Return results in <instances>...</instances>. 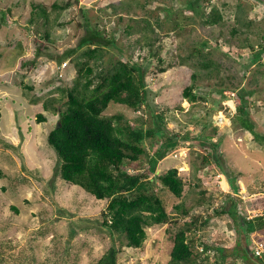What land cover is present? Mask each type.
I'll use <instances>...</instances> for the list:
<instances>
[{"label":"rangeland","instance_id":"1","mask_svg":"<svg viewBox=\"0 0 264 264\" xmlns=\"http://www.w3.org/2000/svg\"><path fill=\"white\" fill-rule=\"evenodd\" d=\"M187 3L0 0L6 21L0 25V264H95L113 245L122 248L118 264H169L171 237L178 228L173 222L181 209L213 214V207L203 205L209 196L215 207L235 208V198L263 205L264 145L231 116L237 94L244 95L255 129L264 133V54L259 65L251 61L247 49L248 44L256 50L264 47V0L200 2L203 16L189 10ZM37 4L46 8L48 19ZM53 4L58 7L52 8ZM213 6L223 15L221 23L204 24ZM95 23L112 42L98 58L89 60L92 75L126 59L142 67L148 91L140 109L110 102L103 111L105 116H122V124L128 121L154 133L142 141L147 155L126 162V171H147L149 157L167 142L155 174L175 167L184 182L177 198L154 180V190L170 218L147 227L146 239L137 248L125 247L124 240L112 238L102 225L107 199H96L61 179L57 155L46 139L58 114L42 103L50 100L61 106L66 100L63 89L74 85V62L85 59L81 53L86 45L79 47V39ZM234 27L236 33L231 32ZM240 45L244 49H238ZM205 60L212 65L204 67ZM193 81L198 99L189 102L182 91ZM227 85L232 88L226 89ZM38 113L45 121H37ZM203 143L216 148V160L202 163L207 156ZM228 176L236 180L237 190L230 187ZM236 231L233 219L224 214L212 215L201 233L210 243L230 248L244 239ZM253 240L264 245V231L253 235ZM213 260L207 264H214ZM230 262L228 255L224 264ZM236 264L244 263L237 259Z\"/></svg>","mask_w":264,"mask_h":264},{"label":"trees","instance_id":"2","mask_svg":"<svg viewBox=\"0 0 264 264\" xmlns=\"http://www.w3.org/2000/svg\"><path fill=\"white\" fill-rule=\"evenodd\" d=\"M210 0H188L187 8L194 14L204 15L200 2L208 3ZM58 7L53 4L52 8ZM41 14L48 19V13L44 6L38 4ZM200 8V9H199ZM34 13L35 9L33 10ZM223 15L215 7H211L205 14L204 24H220ZM5 12H0V25L5 23ZM148 25V23H147ZM178 27L180 25L176 24ZM131 25L126 30L131 29ZM236 33V28L231 29ZM47 37V32H45ZM112 38L102 35L98 24L87 26L86 32L79 39V47L86 45L81 56L82 60H76V77L74 85L63 89L66 100L61 106H55L50 100L42 103L44 109L52 106V112L58 114L55 126L47 134V143L55 151L58 158V174L64 181L78 185L96 199H107V205L102 213V225L112 238L124 240L125 247H140L146 239V228L153 225H162L169 220L163 200L154 190V180L157 179L162 187L171 192L175 197L182 196L183 179L179 176L177 168H168L163 173L155 174L156 164L167 151V142L161 143L154 154L149 157L147 171L128 173L126 162L134 161L141 154H146L142 145L145 137L153 136L151 129L143 130L142 127H133L128 121L124 124L120 115L105 116L103 111L110 102L124 104L133 110L140 109L147 100L148 91L144 82L142 67L131 63L129 60L120 59L104 73L93 74V68L89 64L90 59H96L101 55V49L112 42ZM251 50V61L262 65L264 47L259 49L248 44ZM244 49V46H238ZM198 54H202L200 48H194ZM68 51L66 55L69 54ZM65 57V56H64ZM61 62L60 60H58ZM204 67L212 65L211 60H205ZM195 79L196 74L192 73ZM226 86V89H231ZM194 81L185 86L182 97L189 102H194L198 96L193 93ZM226 98V96H224ZM235 113L231 116L233 122L240 128L248 131L253 140L259 145H264V133L258 132L250 118L249 104L244 95L237 94ZM38 122L45 121V116L38 113ZM210 136H207L208 138ZM207 156L202 157V163H208L215 157V149L209 143H203ZM212 153V155H211ZM221 171L226 173L222 164ZM153 173L154 178H150ZM231 188L237 190L236 180L228 176ZM238 208H228L220 205L215 207L213 199L209 196L203 205L206 208L213 207V214H189V209H181L175 224L178 228L172 235V246L169 252V264H207L213 257L214 264H224L226 256L231 257L230 264H236L241 259L244 264H264V252L258 258L255 254L250 256L247 251V243L251 240L252 233L264 231V216L247 218L249 211L259 207L262 203L256 200L246 201L235 198ZM197 205L201 202L197 199ZM261 203V204H260ZM176 209L179 204L174 205ZM240 209L243 213H239ZM226 214L232 218L237 228V234L244 238L236 241L230 248H221L208 241L201 232L207 226L212 215ZM234 226V225H233ZM121 246H110L95 264H118L117 254ZM198 261V258H201Z\"/></svg>","mask_w":264,"mask_h":264},{"label":"built area","instance_id":"3","mask_svg":"<svg viewBox=\"0 0 264 264\" xmlns=\"http://www.w3.org/2000/svg\"><path fill=\"white\" fill-rule=\"evenodd\" d=\"M254 216H264V203L263 205H260L259 207L249 211V214L247 215V218H252ZM256 244L254 245V248H253V252L254 254L257 256V257H262L263 255V252H264V245L261 243H256L253 238H252V244Z\"/></svg>","mask_w":264,"mask_h":264},{"label":"crops","instance_id":"4","mask_svg":"<svg viewBox=\"0 0 264 264\" xmlns=\"http://www.w3.org/2000/svg\"><path fill=\"white\" fill-rule=\"evenodd\" d=\"M253 235H256L257 233H252ZM251 234V238H253V235ZM252 240V239H251ZM250 240V243H249V241H248V243H247V251H248V253H249V248H250V256H252L253 257V255H254V252H253V248H254V246L252 247V241ZM254 258V257H253ZM259 258V257H258ZM230 259H231V257H230ZM241 260V259H240Z\"/></svg>","mask_w":264,"mask_h":264}]
</instances>
